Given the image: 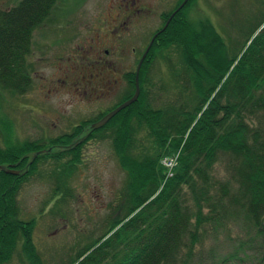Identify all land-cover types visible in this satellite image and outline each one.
I'll return each instance as SVG.
<instances>
[{
  "label": "trees",
  "instance_id": "obj_1",
  "mask_svg": "<svg viewBox=\"0 0 264 264\" xmlns=\"http://www.w3.org/2000/svg\"><path fill=\"white\" fill-rule=\"evenodd\" d=\"M182 1L164 12V24ZM189 1L154 38L139 69L137 99L103 126L91 128L133 95L134 71L126 72L128 88L114 108L53 136L0 144V264L18 245L41 264L32 238L36 218H20L18 191L42 162L52 164L53 197H73L69 181L91 139L110 141L126 181L103 232L66 264H195L205 224L218 229L231 222L241 223L243 233L227 260L264 264V125L253 122L264 119V17L229 51L211 23L187 19ZM54 3L19 0L0 8V91L29 89L32 33L46 24ZM172 47L178 66L168 62L164 78L154 80L148 60ZM167 157L175 159L171 168L162 164ZM221 157L229 167L226 178L215 172Z\"/></svg>",
  "mask_w": 264,
  "mask_h": 264
},
{
  "label": "rangeland",
  "instance_id": "obj_2",
  "mask_svg": "<svg viewBox=\"0 0 264 264\" xmlns=\"http://www.w3.org/2000/svg\"><path fill=\"white\" fill-rule=\"evenodd\" d=\"M18 1L0 0V8ZM131 1L55 0L46 24L32 33L29 89L21 94L0 91L1 145L4 139L15 144L56 135L118 100L128 88L124 72L135 70L151 34L159 23V28L163 25L160 15L179 4V0H135L136 9L143 10L119 27L120 52L116 56L119 59L111 52L105 55L103 50L111 48L104 39L115 24L114 19L128 11L123 8L124 3ZM185 10L187 19L194 24L211 23L232 50L241 46L246 34L264 17V0H190ZM132 47L136 48L135 54L130 51ZM105 57L115 59L116 77H120L116 92L120 94L103 101V97L84 94L80 88L98 84L92 83L91 78L100 70L104 69L105 73ZM148 62L151 65L148 75L159 81L164 78L168 62L178 66L176 63L180 61L172 47L158 55L153 63L150 59ZM155 98L158 99L156 94ZM253 122L264 125L261 115L253 118ZM31 156L29 153L28 159ZM41 163L37 173L28 175L18 191L19 216L36 218L32 238L41 264H66L85 243L103 232L113 216L111 206L121 200L126 174L108 139L88 140L82 148L81 163L69 181L73 197L60 200L53 197L49 177L52 164ZM215 166L217 176L226 178L229 173L226 159L221 157ZM26 167L22 165V169ZM240 224L231 222L218 229L205 224L206 231H200L203 235L194 248L195 262L235 264L225 256L235 248L236 239L243 233ZM6 264H36V261L24 256L18 245ZM240 264L250 263L244 258Z\"/></svg>",
  "mask_w": 264,
  "mask_h": 264
},
{
  "label": "flooded vegetation",
  "instance_id": "obj_3",
  "mask_svg": "<svg viewBox=\"0 0 264 264\" xmlns=\"http://www.w3.org/2000/svg\"><path fill=\"white\" fill-rule=\"evenodd\" d=\"M136 3L135 0H132L131 3L126 4L124 3L123 8H126L128 11L124 12L123 15L121 17H118L116 19H114L115 24H113L112 29L109 31V35L104 39V41H106V45L109 46V48H111V50L105 48L103 50L102 53H104L105 55H108L110 52L111 54L114 53V58H116L117 53L120 52V48H119V44H120V28L122 25H126V23H129L133 16L137 13V11H141L143 10V8H138L136 9V6H134ZM163 19V15H160V21H162ZM164 25V23H163ZM160 26V23H159ZM159 26L157 27V30L154 31V33L151 34L150 40L151 38L158 32V30L160 29ZM157 36V35H156ZM149 40V41H150ZM130 51L135 54L136 53V48L132 47L130 49ZM109 56V55H108ZM119 59V58H116ZM114 62L115 59L112 60H108L107 57H105L104 59V64L107 65L106 66V71L104 73V69L101 71H99V73H97V76H92L91 78V82L93 83L94 81H97V85H93V86H89V85H85L84 87L80 88L82 89V93L84 94H91V95H96L97 98H104L103 101H105V99L107 97H110L112 95H115V93L117 95L120 94V92H116L117 90V85L119 84V76L116 77V68L114 66ZM135 72H136V66H135V70H134V76H135ZM126 72H124V76H125ZM88 84V83H86ZM79 90V88H77ZM79 94H81V92H79ZM120 96V95H119ZM119 96L117 98H119ZM97 98H93V99H97ZM92 100V99H90ZM117 101V100H116ZM116 101L114 102H110L107 104V108H102L99 111H103L106 110L108 108H114L116 105ZM115 105V106H114ZM114 106V107H112ZM110 109V110H111Z\"/></svg>",
  "mask_w": 264,
  "mask_h": 264
},
{
  "label": "water",
  "instance_id": "obj_4",
  "mask_svg": "<svg viewBox=\"0 0 264 264\" xmlns=\"http://www.w3.org/2000/svg\"><path fill=\"white\" fill-rule=\"evenodd\" d=\"M187 0H183L182 3H180V5L176 8V10L168 17L167 21L165 22V24L163 25V27L158 31L161 32L165 29V27L167 26L169 20L171 19V17L174 15V13L179 10L185 3H186ZM156 33L152 38L151 40L149 41V43L147 44L144 52L142 53L138 63H137V66H136V72H135V90H134V93L133 95L125 100L124 102H122L121 104H119L117 107H115L113 110L109 111L108 113H106L103 117H101L99 120H97L96 122L92 123L91 124V128L92 129H97L98 127H101L103 126L113 115H115L119 110H121L122 108L126 107L127 105L131 104L132 102H134L137 97H138V94H139V84H138V73H139V69H140V66H141V63L143 61V59L145 58L154 38L156 37V35L158 34ZM87 137V134L82 136L81 138L75 140L72 144L76 145L78 144L79 142H81L83 139H85ZM2 168V166L0 165V169ZM6 172H9V173H12V174H18V170H14V169H6L5 170Z\"/></svg>",
  "mask_w": 264,
  "mask_h": 264
},
{
  "label": "built area",
  "instance_id": "obj_5",
  "mask_svg": "<svg viewBox=\"0 0 264 264\" xmlns=\"http://www.w3.org/2000/svg\"><path fill=\"white\" fill-rule=\"evenodd\" d=\"M174 163H175V159H172V158H169V157L164 158V159L162 160V164H163L165 167H167V168H171V167L174 165Z\"/></svg>",
  "mask_w": 264,
  "mask_h": 264
},
{
  "label": "clouds",
  "instance_id": "obj_6",
  "mask_svg": "<svg viewBox=\"0 0 264 264\" xmlns=\"http://www.w3.org/2000/svg\"><path fill=\"white\" fill-rule=\"evenodd\" d=\"M163 27V26H162ZM158 33V32H157ZM149 43V42H148ZM144 52V51H143Z\"/></svg>",
  "mask_w": 264,
  "mask_h": 264
}]
</instances>
